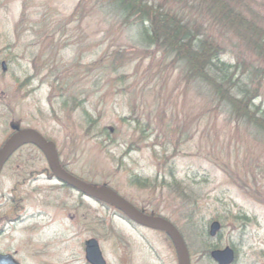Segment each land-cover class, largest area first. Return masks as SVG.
<instances>
[{"label": "rangeland", "instance_id": "rangeland-1", "mask_svg": "<svg viewBox=\"0 0 264 264\" xmlns=\"http://www.w3.org/2000/svg\"><path fill=\"white\" fill-rule=\"evenodd\" d=\"M79 1L0 0V148L15 130L39 133L68 173L178 228L190 264H214L207 248L233 250L232 264H264V143L206 109L207 96L185 88L176 70L148 54L140 60L133 33L110 16L73 15ZM255 106L264 109V94ZM39 152L21 148L0 177V217L13 209L15 177L25 180L22 223L0 235V254L87 264L83 244L94 239L106 264H178L162 233L48 181ZM211 222L221 225L214 239Z\"/></svg>", "mask_w": 264, "mask_h": 264}, {"label": "trees", "instance_id": "trees-1", "mask_svg": "<svg viewBox=\"0 0 264 264\" xmlns=\"http://www.w3.org/2000/svg\"><path fill=\"white\" fill-rule=\"evenodd\" d=\"M81 9L132 32L140 60L148 54L165 71L176 70L185 88L195 85L207 96L213 107L206 109H219L264 143V109L255 106L264 94V0H80L73 15ZM226 54L231 61H223ZM100 65H88L89 72Z\"/></svg>", "mask_w": 264, "mask_h": 264}, {"label": "water", "instance_id": "water-1", "mask_svg": "<svg viewBox=\"0 0 264 264\" xmlns=\"http://www.w3.org/2000/svg\"><path fill=\"white\" fill-rule=\"evenodd\" d=\"M5 72L4 63L1 64ZM32 145L45 157L49 171L55 179L84 197L103 201L120 211L133 223L146 229H158L169 237L176 250L178 264H189V256L183 240L177 231L167 221L157 217H149L136 210L132 205L122 199L108 187H94L67 173L59 166L57 151L54 143L45 140L39 133L31 130H19L8 138L0 149V171L11 155L23 146ZM219 224L214 222L210 226V236L215 235ZM211 259L217 264H232L234 257L232 250L225 248L215 250L210 254ZM84 259L88 264H106L99 249L98 242L89 239L84 243ZM0 264H18L10 255L0 254Z\"/></svg>", "mask_w": 264, "mask_h": 264}, {"label": "flooded vegetation", "instance_id": "flooded-vegetation-1", "mask_svg": "<svg viewBox=\"0 0 264 264\" xmlns=\"http://www.w3.org/2000/svg\"><path fill=\"white\" fill-rule=\"evenodd\" d=\"M14 132V131H13ZM12 132V133H13ZM11 133V134H12ZM19 153V150L18 151H16V152H14L12 155H11V157H10V159H8L7 160V162L5 163V165H4V167L2 168V170H1V172H0V177L2 176V174H3V170H4V168H5V166L6 165H9V164H11V158L14 156V155H17ZM39 154H41V155H43L42 153H40L39 152ZM44 156V155H43ZM47 173V172H46ZM47 178L46 179H48V181H53V182H55L56 184H58L57 182H56V180H55V178H53V177H51V178H49V175H48V173H47ZM24 182H25V180H24V178H20L19 177V175H17V177H15V179H14V181H13V186H12V188H11V196H10V198L8 199V202H9V204L13 207V209H11V212H9V213H3V216H1L0 217V222H1V224H2V227H1V229H0V235L1 234H3L4 233V231L7 229H11L12 228V226H18L19 225V223H22V218L21 217H19V213H20V202H21V200H20V198L18 197V194H19V192H20V189H21V186L24 184ZM61 187H65L64 185H62V184H59ZM66 188V187H65ZM127 222L128 223H130V224H133V225H136V224H134V223H132V222H130V221H128L127 220ZM212 223H214V222H211L210 223V225L208 226V233H207V235H208V237H209V239H214V238H216V236H217V234L220 232V230H221V225L219 224V227H218V230L216 231V233H215V235H213V236H210V232H209V230H210V226L212 225ZM139 227V226H138ZM139 228H141V227H139ZM144 229V228H143ZM145 230H147V229H145ZM30 231H32V229H30ZM29 231V232H30ZM154 231H157L158 232V230H154ZM177 231H178V233L179 234H181L180 233V231L177 229ZM163 235L167 238V240L171 243V246L173 247V249H174V252H175V256H176V259H177V263H178V258H177V254H176V250H175V248H174V245H173V243L171 242V240L169 239V237L168 236H166L164 233H163ZM181 237V239L183 240V236H180ZM183 242H184V240H183ZM186 248H187V246H186ZM225 249V248H224ZM215 250H219V249H208L207 248V250H205L204 251V255L205 256H207V259L208 260H211V262H213L214 264H217L216 262H214L212 259H211V256H210V254H211V252H213V251H215ZM223 250V249H222ZM233 251V250H232ZM234 252V251H233ZM4 254H10L12 257H14V259L19 263V264H22V263H20V261L17 259V257H16V253L14 252L13 254L12 253H9V252H5ZM235 260H236V258H235ZM234 263V262H233ZM189 264H190V261H189Z\"/></svg>", "mask_w": 264, "mask_h": 264}, {"label": "bare ground", "instance_id": "bare-ground-1", "mask_svg": "<svg viewBox=\"0 0 264 264\" xmlns=\"http://www.w3.org/2000/svg\"><path fill=\"white\" fill-rule=\"evenodd\" d=\"M146 216H149V217H157V218H161V219H164V218H162V217H159V216H155L154 214H150V213H147L146 214ZM165 221H167L169 224H171L172 225V227L177 231V229L178 228H176L172 223H170L168 220H166V219H164ZM156 230H158V229H156ZM158 231H160V230H158ZM177 233H178V231H177ZM179 234V233H178ZM179 236H183V234L181 233V234H179ZM184 245H185V243H184ZM185 247H186V245H185ZM187 249V248H186ZM231 250V249H230ZM187 252H188V250H187ZM232 253H233V257H234V261H235V258H236V255H235V253L232 251Z\"/></svg>", "mask_w": 264, "mask_h": 264}]
</instances>
